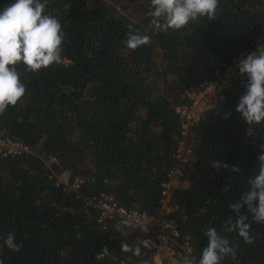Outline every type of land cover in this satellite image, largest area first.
I'll return each mask as SVG.
<instances>
[{"label":"trees","instance_id":"obj_1","mask_svg":"<svg viewBox=\"0 0 264 264\" xmlns=\"http://www.w3.org/2000/svg\"><path fill=\"white\" fill-rule=\"evenodd\" d=\"M15 0H0V10ZM46 13L57 17L65 32L63 61L17 71L24 97L0 116V135L20 140L32 154L0 157V260L3 264H144L141 230H115L117 221L97 223L73 191H64L43 159L55 157L57 170L82 179L84 196H113L125 207L154 214L162 184L178 161L181 119L176 110L188 105V92L224 72L242 53L253 52L264 37V0H219L215 20L202 18L181 31L153 33L149 0H48ZM128 25L150 35L151 44L130 50ZM11 67V66H10ZM239 73L223 98L190 128L191 159L183 166V187L173 191L181 238H188L196 262L207 246L203 233L220 231L232 215L228 204L247 189L264 148V123L249 126L236 112L245 93ZM231 113L227 119L225 113ZM193 143V144H192ZM221 161L239 172L219 170ZM230 185L229 192H221ZM121 225V224H120ZM256 239L236 246V259L222 264H264V225L252 224ZM14 233L18 251L4 245ZM122 241L140 249L121 250ZM107 246L109 252L102 250ZM102 255V256H101Z\"/></svg>","mask_w":264,"mask_h":264},{"label":"clouds","instance_id":"obj_2","mask_svg":"<svg viewBox=\"0 0 264 264\" xmlns=\"http://www.w3.org/2000/svg\"><path fill=\"white\" fill-rule=\"evenodd\" d=\"M48 0H15L0 10V116L9 106H16L26 92V86L20 80L17 65L23 63L28 72H38L53 64L63 61L62 44L66 36L60 20L46 13ZM219 0H149V27L153 33L181 31L189 23L202 18L215 20ZM125 45L130 50L151 44L150 35L141 34L139 30L128 25ZM11 66V67H10ZM239 74L246 78L245 93L239 98L236 112L251 128L264 123V44L258 43L255 51L250 52L237 64ZM211 108L214 110L215 105ZM231 113H225L227 119ZM258 167L255 174L247 181V189L240 194L236 202L228 204L229 215L220 231L208 228L203 235L207 246L202 249L196 264H222L225 258L236 259L237 248L226 235L235 232L246 244L254 243L252 224L264 225V148L257 156ZM211 166L217 170L239 172L236 166L229 167L221 161H212ZM230 185H225L221 192H229ZM121 231V225H115ZM4 245L10 251H18L14 233L9 232ZM121 250L134 255L140 249L127 241H122ZM108 254L105 246L102 250ZM0 264L3 261L0 260ZM184 264H193V258L186 257Z\"/></svg>","mask_w":264,"mask_h":264},{"label":"built area","instance_id":"obj_3","mask_svg":"<svg viewBox=\"0 0 264 264\" xmlns=\"http://www.w3.org/2000/svg\"><path fill=\"white\" fill-rule=\"evenodd\" d=\"M264 44V37L259 40ZM255 51V50H254ZM250 52L242 53L235 58L224 71H217L216 78L205 81L188 92L190 103L178 107L176 112L181 119V139L174 158L178 165L174 166L168 174V179L162 184L161 199L154 214L137 207H125L115 201L113 196L100 194L98 197L84 196L82 179L73 178L68 170H57L60 162L51 156L43 159L45 166L50 171V179H55L58 186H63L64 191H73L76 199L82 201L83 208L88 212L91 209L97 211V223L104 230L106 223L117 221L127 230H141L145 237L141 241V247L145 252L154 251L152 255L153 264L156 257L160 258L159 264H184L186 257L193 258L196 264L194 248L188 238H181L178 222L172 217L178 210L173 201V191L183 187V166L193 155V146L188 143L190 128L200 121L202 116L223 98L225 90L231 87L232 82L239 73L237 64L240 59L245 58ZM30 146L24 142L0 135V157L10 158L32 154ZM102 256V255H101ZM144 264H152L150 259Z\"/></svg>","mask_w":264,"mask_h":264},{"label":"crops","instance_id":"obj_4","mask_svg":"<svg viewBox=\"0 0 264 264\" xmlns=\"http://www.w3.org/2000/svg\"><path fill=\"white\" fill-rule=\"evenodd\" d=\"M154 263L155 264H159L160 263V258L159 257H156L155 260H154Z\"/></svg>","mask_w":264,"mask_h":264},{"label":"rangeland","instance_id":"obj_5","mask_svg":"<svg viewBox=\"0 0 264 264\" xmlns=\"http://www.w3.org/2000/svg\"><path fill=\"white\" fill-rule=\"evenodd\" d=\"M193 144V143H192Z\"/></svg>","mask_w":264,"mask_h":264}]
</instances>
